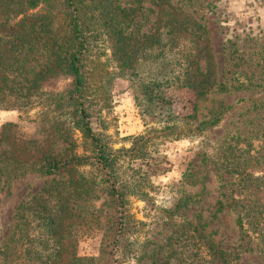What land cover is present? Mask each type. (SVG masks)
<instances>
[{"label": "rangeland", "instance_id": "rangeland-1", "mask_svg": "<svg viewBox=\"0 0 264 264\" xmlns=\"http://www.w3.org/2000/svg\"><path fill=\"white\" fill-rule=\"evenodd\" d=\"M142 1L144 14L137 16L128 29L133 33L129 58L121 52L113 54L115 43L112 45L101 34L87 64L94 131L105 138L113 151H129L134 139L148 136L146 142L136 144L140 153L120 155L121 178L137 184L147 194L145 199L128 198L135 230L122 264H208L204 251L198 255L199 240L181 236L178 231L183 225L195 227L201 218L206 223L204 231L217 248L230 252L238 244L232 212L228 208L215 212L220 183L214 172V155L239 133L247 134L257 122L264 124V0H199L195 16L206 26L211 46V56L204 57L200 65L212 69L218 81L236 85L250 78L257 85L229 95L211 93L202 98L174 83L176 74L184 67L178 55L164 52L155 57L158 49L155 54L150 50L142 52L138 41L148 33L152 25L149 19H153L146 10L149 3ZM42 7L33 12L55 16L56 29L61 18L57 5L52 3L44 10ZM56 31L60 37L63 35ZM37 59L35 65L43 63L45 57ZM71 86L70 75L54 71L42 88L64 92ZM222 106L228 109L212 130L201 136L187 132ZM65 117H58L53 124L64 121L67 135L75 145L71 152L88 156L80 133L75 130L72 134L70 119ZM8 123L17 124V131L24 138L46 135L41 128L39 108L27 114L0 109V130ZM168 127L175 128L171 133L182 131L185 136H166ZM239 147L244 148L245 144L240 142ZM66 148L67 144L57 141L53 149L62 155L70 153ZM101 177L95 168L86 166L71 175L27 174L12 182L10 194L0 193V245L12 231L19 205L31 202L33 197L52 201L57 191L68 202L72 189L68 187L69 180L78 179L84 181L83 188L87 189L83 200H78V209L82 210L81 215L91 216L75 230L74 253L79 258H94L97 264H105L113 207ZM223 178L230 192L231 179L228 175ZM230 259L239 264H264L258 254L241 253L239 260L231 254Z\"/></svg>", "mask_w": 264, "mask_h": 264}, {"label": "trees", "instance_id": "trees-1", "mask_svg": "<svg viewBox=\"0 0 264 264\" xmlns=\"http://www.w3.org/2000/svg\"><path fill=\"white\" fill-rule=\"evenodd\" d=\"M144 1L149 3L146 10L153 19H149L152 22L150 30L142 35L143 39L138 43L143 46L144 53L150 50L155 54V49H158L155 57L164 52L180 57L184 67L176 74L174 83L190 89L197 98L211 93L229 95L257 87L250 78L236 85L218 81L212 69L200 65L204 57L211 56V46L206 26L195 16L199 0ZM142 2L0 0V109L27 114L39 108L41 128L46 132L42 138L29 139L18 133L17 124L2 126L0 193L10 194L12 182L27 174L43 177L62 173L71 175L86 166L95 168L102 176L113 207L110 239L105 246V264H122L124 252L130 246L135 229L129 214L128 198L147 197L137 184L121 178L120 155L140 153L136 144L146 142L148 136L134 139L129 151H113L105 138L94 131L87 64L93 44L101 34L112 45L115 43L113 54L121 52L129 58L133 33L128 29L137 16L144 14ZM52 3L61 13L56 28L63 32L61 37L53 26L55 16L48 12H33L42 5L44 10ZM183 41L186 44L181 45ZM40 56L45 57L44 62L35 65ZM54 71L70 75L71 88L64 92L44 90L43 83L51 78ZM227 109V106L220 107L187 132L201 136L212 130ZM67 115L72 124V134L75 130L80 133L88 156L71 152L75 145L71 136L67 135L64 121L53 124L58 117L66 116L67 119ZM174 129L168 127L166 136L174 134L171 133ZM250 130L247 134L239 133L236 138L233 137L234 143L232 140L221 146L214 155V172L220 183V199L215 204V212L228 208L234 215L237 246L230 252L217 248L204 231L206 223L201 218L195 227L183 225L178 231L181 236L199 240L198 255L204 251L209 257L208 264H239L230 256L236 254L239 260L241 253L258 254L264 259V124L257 122ZM175 134L185 136L182 131ZM57 141L67 144L66 150L70 153H56L53 148ZM240 142L245 144L244 148L239 147ZM223 175L231 179L230 192ZM83 182L69 180L68 187L72 188L68 197L69 206L67 198L61 197L59 191L52 201L33 197L31 202L19 205L12 231L0 245V264H97L94 258H79L74 253L75 230L91 216L81 215L82 210L78 209V200H83L87 193ZM41 202L45 205L41 206Z\"/></svg>", "mask_w": 264, "mask_h": 264}]
</instances>
